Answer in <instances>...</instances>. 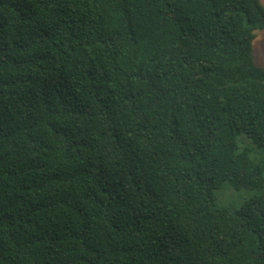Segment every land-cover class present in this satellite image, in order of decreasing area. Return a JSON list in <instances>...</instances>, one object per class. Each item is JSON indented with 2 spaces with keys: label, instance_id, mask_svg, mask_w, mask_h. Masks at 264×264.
<instances>
[{
  "label": "trees",
  "instance_id": "1",
  "mask_svg": "<svg viewBox=\"0 0 264 264\" xmlns=\"http://www.w3.org/2000/svg\"><path fill=\"white\" fill-rule=\"evenodd\" d=\"M257 30L259 0H0V264H264Z\"/></svg>",
  "mask_w": 264,
  "mask_h": 264
},
{
  "label": "rangeland",
  "instance_id": "2",
  "mask_svg": "<svg viewBox=\"0 0 264 264\" xmlns=\"http://www.w3.org/2000/svg\"><path fill=\"white\" fill-rule=\"evenodd\" d=\"M259 1L261 5H264V0ZM252 47L255 63L264 66V30L256 31ZM243 139L244 135L238 136L239 141ZM254 152L258 154V149H254ZM254 193L255 191L252 190L244 188L235 189L229 185H224L221 189L214 191V204L219 208L233 210L238 208L244 200L248 199Z\"/></svg>",
  "mask_w": 264,
  "mask_h": 264
}]
</instances>
